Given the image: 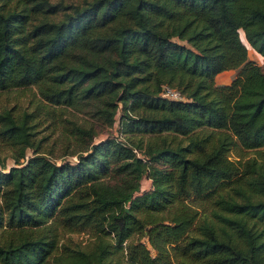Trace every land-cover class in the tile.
Wrapping results in <instances>:
<instances>
[{
  "label": "trees",
  "instance_id": "trees-1",
  "mask_svg": "<svg viewBox=\"0 0 264 264\" xmlns=\"http://www.w3.org/2000/svg\"><path fill=\"white\" fill-rule=\"evenodd\" d=\"M248 47L264 59V0H0V91L36 85L42 111L94 102L106 125L120 111L122 137L66 120L76 159L56 163L31 113L0 110V264H264V156L228 155L264 148Z\"/></svg>",
  "mask_w": 264,
  "mask_h": 264
},
{
  "label": "rangeland",
  "instance_id": "rangeland-1",
  "mask_svg": "<svg viewBox=\"0 0 264 264\" xmlns=\"http://www.w3.org/2000/svg\"><path fill=\"white\" fill-rule=\"evenodd\" d=\"M56 3L63 4L81 3L83 0H49ZM241 39L243 40L242 34ZM244 41V40H243ZM249 48V47H248ZM247 58L252 62L263 65L264 59L261 55L254 52L252 49H247ZM238 72L237 69L226 70L219 72L215 78V84H227ZM42 102L39 98L36 85L25 87L9 88L0 91V110L3 108L11 109L15 116H19L23 111L31 113L32 117L28 120V124H32L30 131L32 132V139L38 145V149L46 153L47 157L56 163L62 161H75V155L71 152L77 148L73 142L68 143L67 138L63 135V126L66 120L74 121L85 128H90L93 134L92 142L104 139L107 136H114L122 139L118 133L119 113L115 115L114 121L110 125L98 123L91 115L96 104L89 102L88 104H76L69 106H46L44 110L35 109V105ZM49 109L48 114H45ZM52 109V110H51ZM35 116V118H34ZM10 148L0 143V169L5 171L9 166L13 165V160L9 157ZM31 154L30 148H25L24 160ZM230 159H235L237 156L244 158L264 156V148L257 149H241L237 146L231 148L228 152ZM2 164V165H1ZM151 187L150 180L142 177L139 182V189L136 194L145 192ZM143 238H141L142 240ZM90 240L87 233H65L60 239V242H65L70 247L76 244L84 248V245ZM144 240V239H143Z\"/></svg>",
  "mask_w": 264,
  "mask_h": 264
},
{
  "label": "built area",
  "instance_id": "built-area-1",
  "mask_svg": "<svg viewBox=\"0 0 264 264\" xmlns=\"http://www.w3.org/2000/svg\"><path fill=\"white\" fill-rule=\"evenodd\" d=\"M159 94L161 97H164L169 100H182L183 99L178 90L168 86L167 84L160 85ZM0 171H3V170L0 169Z\"/></svg>",
  "mask_w": 264,
  "mask_h": 264
}]
</instances>
